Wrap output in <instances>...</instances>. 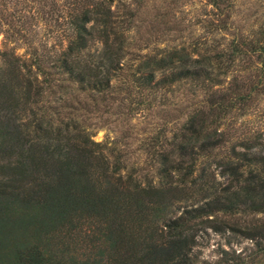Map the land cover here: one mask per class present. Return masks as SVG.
<instances>
[{
  "label": "trees",
  "instance_id": "obj_1",
  "mask_svg": "<svg viewBox=\"0 0 264 264\" xmlns=\"http://www.w3.org/2000/svg\"><path fill=\"white\" fill-rule=\"evenodd\" d=\"M209 1L216 8L227 2ZM114 3L0 0L6 40L29 43L37 22L64 26L67 42L49 66L54 72L37 49L30 60L14 48L0 51V264H196L194 248L208 228L264 242V220L240 218L264 214V135L213 158L229 140L223 120L263 88L264 41L198 58L175 49L139 67H118L127 43ZM98 40V59L86 57ZM247 57L259 62L257 80L225 86L222 78ZM117 81L139 91L184 81L211 89L172 140L152 138V175L128 171L117 147L96 141L81 119ZM68 88L88 92L91 103L65 98Z\"/></svg>",
  "mask_w": 264,
  "mask_h": 264
},
{
  "label": "rangeland",
  "instance_id": "obj_2",
  "mask_svg": "<svg viewBox=\"0 0 264 264\" xmlns=\"http://www.w3.org/2000/svg\"><path fill=\"white\" fill-rule=\"evenodd\" d=\"M120 33L126 38V49L118 67H139L149 57H161L172 50L185 51L191 58L227 53L234 43L264 41V0H227L221 8L209 0H115ZM29 43L11 42L0 33V51L14 48L15 53L30 60L35 49L48 60L49 67L66 46L64 26L30 25ZM103 44L96 41L85 52L86 57L98 59ZM227 63V62H226ZM2 59L0 56V66ZM227 65V64H226ZM258 60L237 59L233 70L222 79L225 86L237 80H257ZM34 70L37 67H33ZM161 72L157 73V78ZM115 89L98 105V110L85 112L81 119L91 128L96 141L115 146L122 155L128 171L152 175L153 168L147 154L154 136L172 140L187 116L204 104L210 93L194 82H179L164 88L139 91L115 82ZM130 92H129V91ZM65 98L91 103L88 92L68 88ZM220 130L228 133V141L215 151L223 157L231 152V145L247 137L264 135V85L244 109H235L223 120ZM158 146V144H157ZM240 149V146H237ZM217 157V158H218ZM207 158H202L199 170ZM218 180L225 182L213 164ZM242 221L264 220V214L240 216ZM196 264H264V242L231 230L216 232L211 228L199 235L194 248Z\"/></svg>",
  "mask_w": 264,
  "mask_h": 264
}]
</instances>
